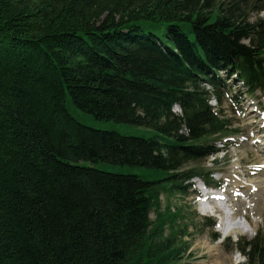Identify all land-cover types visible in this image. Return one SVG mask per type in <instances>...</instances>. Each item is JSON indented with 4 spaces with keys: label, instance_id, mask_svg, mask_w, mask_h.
<instances>
[{
    "label": "trees",
    "instance_id": "16d2710c",
    "mask_svg": "<svg viewBox=\"0 0 264 264\" xmlns=\"http://www.w3.org/2000/svg\"><path fill=\"white\" fill-rule=\"evenodd\" d=\"M263 10L264 0H0V264H182L180 211L161 212L160 195L209 181L184 166L236 132L209 104L226 80L264 93V19L249 20ZM70 104L146 134L91 127ZM240 245L264 264V229Z\"/></svg>",
    "mask_w": 264,
    "mask_h": 264
},
{
    "label": "rangeland",
    "instance_id": "374dc122",
    "mask_svg": "<svg viewBox=\"0 0 264 264\" xmlns=\"http://www.w3.org/2000/svg\"><path fill=\"white\" fill-rule=\"evenodd\" d=\"M257 18L264 19V10L252 14L249 20L255 21ZM245 43H248V41L245 40ZM218 72L221 76H224L222 71ZM227 82L229 85L227 87L230 88L222 92L220 102L211 99L210 104L231 119L230 127L235 129L236 132H230L227 135V137H230L226 138L223 144L218 143V146H224V148L217 155H209L201 160L189 162L184 166V169L192 168L194 165H201L206 169H215L220 172L222 175L221 186H226L227 181H230L227 191L223 193L225 195L223 200H228L230 203L224 202L232 208V200L228 199V195L232 196L231 198L240 197L243 199L248 209L244 213V227L242 232L236 236L232 234L222 236L221 232L213 224H208L214 220L212 218L208 220L202 214L207 212L196 209V205H194L195 185L193 187V185L184 184L182 193L161 194V212L167 207L170 211H180L177 225L181 228V232L178 233L177 240L182 241L178 245L184 249L180 257L182 264H251L248 263L247 257L238 251L237 247L244 241L254 238L259 230L264 229V191L254 195L257 190H253L252 194L246 195L247 198L241 196L242 191L249 192L251 190L248 185H250V181L256 180V177L262 178V185L264 184V175L262 173L264 168H262L257 158L264 155L261 152L264 150V95L260 94L258 90L255 93L259 96V102L263 105L261 110L256 107L255 101L246 98L243 93L242 100L234 103L231 95L244 92V88L240 87L241 84L238 82H235L236 84L233 86V78H230ZM69 110L77 120L91 127L115 130L123 135L143 136L146 134V129L137 125L97 121L91 116L81 113L77 107L71 104L69 105ZM172 111L180 114L181 110L178 105H175ZM215 156H218V160L214 163L212 160ZM84 163L90 164L89 162ZM94 165L99 169L113 173H132L137 175L143 173L142 168L139 167L131 168L126 165L121 166L109 163H97ZM214 176L218 177L216 174ZM194 180L195 184L198 183L197 179ZM243 183H246V185ZM233 203L238 204L237 201H233ZM207 215L209 214L207 213ZM241 215V213H237L238 218H242ZM155 216L156 213L152 210L150 212L151 220H154ZM168 232V229L165 228L164 233L167 234ZM208 247L217 248L210 251Z\"/></svg>",
    "mask_w": 264,
    "mask_h": 264
},
{
    "label": "bare ground",
    "instance_id": "6f19581e",
    "mask_svg": "<svg viewBox=\"0 0 264 264\" xmlns=\"http://www.w3.org/2000/svg\"><path fill=\"white\" fill-rule=\"evenodd\" d=\"M263 153H264V151L262 152V154ZM261 156H258L257 158H258V161H259L260 165L262 166V168H264V155H261ZM262 173L264 175V169H263ZM262 181H263V179L260 177H256V180L254 179L253 181H250V185H248V186H250L251 190L249 192H245V191L243 192L242 191L241 196L247 198L246 195L252 194L253 190H257L254 193V195H258L259 193H262L264 191V186H263L264 184L262 185ZM244 185H246V183ZM227 188H226L225 192L227 191ZM231 192H233V191H231ZM214 194H215L214 192H209L207 190H204V197H203L204 204L200 205V209L205 210L204 212H210V211H213V208H215L218 204L222 205L223 208L225 209V211L227 212V217H228L227 222H225L224 224L221 225L222 236H225L228 234H232L233 236H236L238 233L242 232L243 227H244V222H245L244 213L246 212V210H248L246 207V204H244L243 199H241L240 197L239 198H231L232 196L228 195L227 196L228 199L232 200L231 201L232 202L231 203L232 208H230L229 205L226 204L229 201L228 200L226 201V199L223 200V198L225 197V195H223V193L219 192L217 194L216 198L214 197ZM224 201H226V203ZM233 201H237L238 204H234ZM241 205H243V206L241 207ZM237 213L242 214L241 217L244 219V221L242 218L237 217ZM208 248L211 251V249L215 250L217 247H208Z\"/></svg>",
    "mask_w": 264,
    "mask_h": 264
}]
</instances>
